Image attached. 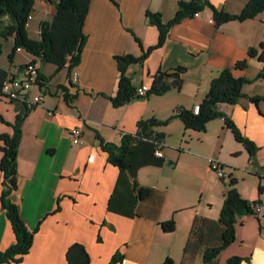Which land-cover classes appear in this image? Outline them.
Wrapping results in <instances>:
<instances>
[{"label":"crops","instance_id":"1","mask_svg":"<svg viewBox=\"0 0 264 264\" xmlns=\"http://www.w3.org/2000/svg\"><path fill=\"white\" fill-rule=\"evenodd\" d=\"M248 1L210 0L230 13L241 12ZM37 2L44 13L40 22L53 15L52 2ZM178 2L91 0L75 86L69 83V60L58 70L55 64L17 49L6 70L22 75L18 66L36 62L41 77L30 92H43L45 98L23 122L18 188L11 195L29 229L35 231L34 243L21 261L10 264H67L66 252L74 242L86 246L91 264H112L115 254L122 257L117 264H163L167 258L180 264L194 218L220 215L228 181L212 169L213 160L237 179L243 197L261 204L258 214L238 218L236 239L221 252L218 264H226L232 256L246 258L242 264H264V99L251 100L264 96V78L246 83L238 102L219 104L259 147L255 156L236 140L222 117L209 121L204 131L189 129L176 117L179 109L202 102L222 69L231 67L235 76L250 79L263 70L259 56L264 51V10L221 25H216L210 7L184 18L172 27L162 47L128 69L135 87H150L158 71L184 67L181 87L134 98L119 107L110 100L117 94L120 76L116 56H140L143 48L158 41L159 30L148 22L147 10L162 13L167 22L176 14ZM37 34L34 38H39V28ZM9 38L13 48L14 39ZM250 48L256 55H249ZM244 59L245 68L234 67ZM24 109L23 101L0 96V134L13 132V123ZM152 117L171 118L155 127L164 133V156L155 154L154 141L144 139L132 144L128 158L135 174L111 163L100 137L119 144L124 134L137 131L139 120ZM73 127L81 128L82 143L72 141ZM171 218L176 228L166 232L161 223ZM15 241L0 200V250ZM195 264H201L200 258Z\"/></svg>","mask_w":264,"mask_h":264},{"label":"trees","instance_id":"2","mask_svg":"<svg viewBox=\"0 0 264 264\" xmlns=\"http://www.w3.org/2000/svg\"><path fill=\"white\" fill-rule=\"evenodd\" d=\"M55 5V12L50 19H44L39 24V38L29 35L27 23L30 15L35 10L36 0H0V39L13 37L14 44L9 53L10 62L14 61L18 48L39 58L43 63H52L57 69L66 66L69 60V71L71 72L80 61L86 43L84 25L89 12L91 0H48ZM206 7L213 11V19L216 25H221L232 20H246L255 17L264 10V0H249L242 11L230 13L223 9L216 8L210 0H179L176 14L167 22L163 20L160 12L147 10L148 22L155 25L159 30V37L156 44L143 48L140 56L132 54L117 55L116 60L120 71L117 94L110 97L112 104L116 107L130 102L137 95L138 87L132 83L128 74V69L133 64L143 63L150 53L162 47L169 38L170 31L174 25L184 18L195 16L196 12H201ZM264 48V45H262ZM3 43L0 40V55L2 54ZM249 55H256L255 48L249 49ZM264 62V51L259 56ZM247 59L237 61L235 68H245ZM27 65L18 66V70L23 72ZM184 67H179L171 72L158 71L153 76V81L149 87L146 97L151 94L161 95L170 88H180L182 78L180 73ZM10 76L5 68L0 66V96L3 95L2 87L4 81ZM41 74L39 73V78ZM38 80L40 81V79ZM264 78L263 70L253 79L237 77L233 73V68L222 69L211 81L209 90L200 103V112L195 114L192 109H179L176 117H179L189 129L204 131L207 123L217 117H222L226 125L231 129L237 141L241 142L249 151L251 156H255L259 147L250 138L246 137L235 121L225 112L219 109L220 103L234 104L243 97V87L246 83L255 79ZM65 90L64 86H60ZM70 99V95H66ZM264 96H251V100L259 102ZM31 108L25 104V109L21 111L13 123L12 133L0 134V150L2 158L0 161V200L6 210L13 230L16 234V241L4 250H0V264H10L19 262L28 254L34 243V230H30L22 217L21 210L12 198V193L18 188V150L22 138V125ZM3 120V117H0ZM171 120H158L157 118L141 119L137 123L135 133H126L119 144L106 141L100 137L101 146L109 153V161L122 170L130 169V160L133 153L132 144L136 141L149 139L154 143H162L164 133L155 130L159 125H165ZM156 145V144H155ZM135 174V173H134ZM227 174V173H226ZM219 175V174H218ZM227 180V188L224 192V202L217 219L197 215L192 223L184 249L183 260L180 264H195L200 258L201 264H218L221 252L236 239V224L238 218L255 214V206L260 201L246 199L237 187V179L232 176L221 177ZM260 190H263L260 187ZM166 232H172L176 228L174 218L161 223ZM67 264H91V256L86 246L80 242L72 243L66 252ZM122 257L115 254L112 257V264H117ZM247 260L241 256L228 258L226 264H242ZM163 264H174V260L167 258Z\"/></svg>","mask_w":264,"mask_h":264},{"label":"built area","instance_id":"3","mask_svg":"<svg viewBox=\"0 0 264 264\" xmlns=\"http://www.w3.org/2000/svg\"><path fill=\"white\" fill-rule=\"evenodd\" d=\"M195 15H199V12H196ZM27 26H29V22L27 23ZM18 49L20 50L21 48ZM21 73L22 75H10L4 81L2 87L3 96L14 100H21L28 107L33 108L36 104H41L45 98V94L43 92H39L37 94H32L30 92L33 86L39 83V70L37 63L32 62L27 64V67ZM79 77L80 73L77 67H74L70 72L69 83L75 86L78 84ZM148 89L149 87L146 85L138 87L137 95L146 96ZM200 105V103H197L193 106L192 110L195 114L200 112ZM70 134L74 143H82V130L80 127L71 128ZM161 145L162 143L156 142L155 154L159 157L164 156V151L162 150ZM211 167L218 172L221 177L227 176L220 161L213 160ZM254 209L255 214H258L261 211V204H257Z\"/></svg>","mask_w":264,"mask_h":264},{"label":"rangeland","instance_id":"4","mask_svg":"<svg viewBox=\"0 0 264 264\" xmlns=\"http://www.w3.org/2000/svg\"><path fill=\"white\" fill-rule=\"evenodd\" d=\"M37 1H39V0H37ZM42 18H44L43 9H42L41 5L39 4V2H37V4L35 3V10L30 15V19H29V23L31 24V26H30L31 28L28 27V32L30 33V36H32L33 38H34V36H38L37 30L39 28V23H40V20ZM50 18L51 17H49L48 19H50ZM1 42L3 43V48H2V54L0 55V66L2 68L6 69L11 64L8 55L12 50V42H11L10 38L1 39ZM198 260H199V258L196 259V261H198Z\"/></svg>","mask_w":264,"mask_h":264}]
</instances>
